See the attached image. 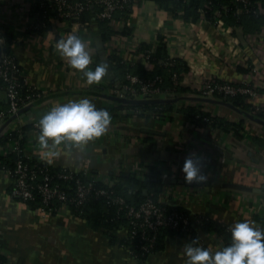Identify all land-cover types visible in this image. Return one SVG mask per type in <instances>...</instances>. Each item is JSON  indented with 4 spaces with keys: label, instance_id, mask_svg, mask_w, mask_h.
Listing matches in <instances>:
<instances>
[{
    "label": "crops",
    "instance_id": "obj_1",
    "mask_svg": "<svg viewBox=\"0 0 264 264\" xmlns=\"http://www.w3.org/2000/svg\"><path fill=\"white\" fill-rule=\"evenodd\" d=\"M260 2L264 15V0ZM33 3L0 0V36L11 33L13 53L28 84L47 90L45 98L21 109L12 123L31 127L25 131V145L37 159L55 167L86 169L100 178L114 174L113 182L121 173L150 176L155 170L163 187L171 192L164 203L181 205L192 216H208L227 225L245 218L264 225V117L253 109L264 105V24L245 33L241 26L224 20L216 23L202 15L197 20L185 19L182 11H167L156 0H134L129 12H118L108 25H101L94 13L88 12L86 19L73 26L51 20L48 29L41 30L30 27ZM106 28L111 34L103 38ZM74 32L88 41L90 67L104 61L109 65L107 75L97 84L89 85L83 73L55 50L60 36ZM162 43L170 55L187 64L188 70L182 71L179 79L185 90L149 97L148 102L138 103L148 105L139 112L122 106L123 102L112 98V90L127 81L126 73L120 75L115 70L110 55L119 56L132 66V73L145 77L154 68L143 49L148 46L156 51ZM253 68L258 69L257 74ZM210 77L255 83L259 96L254 100L241 96L240 106L221 96L203 97L200 83ZM82 96L111 112L108 132L82 148L62 144L60 157L48 163L39 155V130L34 129L33 121L54 104ZM160 104H168L169 109L163 108L159 114ZM5 105L0 90V107ZM190 105L227 127L194 122L187 114ZM3 131L0 127V136ZM192 152L204 157L206 181L189 184L184 180L181 169ZM144 167L149 171L143 172ZM11 185L10 176L0 169V252L6 264H184L187 238L166 235L164 248L139 262L127 248L112 243L103 230L94 229L71 208L45 215L13 197ZM195 227L198 244L224 245L217 233Z\"/></svg>",
    "mask_w": 264,
    "mask_h": 264
},
{
    "label": "built area",
    "instance_id": "obj_2",
    "mask_svg": "<svg viewBox=\"0 0 264 264\" xmlns=\"http://www.w3.org/2000/svg\"><path fill=\"white\" fill-rule=\"evenodd\" d=\"M189 1V0H185ZM240 5L236 9V14L241 13H262V4L260 0H235ZM134 0H34L33 5L38 9H32L30 27L33 29L47 28V23L51 20L55 22H64L68 26L81 21V16L85 11L94 9L95 18L100 20L109 19L115 21L116 13L130 11V6ZM210 8V3L205 4ZM201 15L204 16V10L200 8ZM122 17V16H120ZM216 23L222 22L220 12L217 11L214 17ZM5 40L0 36V90L5 94V101L8 103L6 110H0V127L4 129L3 135L8 136L7 140L0 146V154L6 155L9 152H15V168L5 169L7 176L12 180L11 195L20 199L24 204H29L40 197L44 206L39 208L45 215L52 214L54 210L59 212L61 208L79 207L84 202H88L95 194L106 196L110 202L115 205L118 212H124L130 220L131 228L129 229L131 237L139 236L140 240H149V244H143L144 249L154 246L157 232L162 226L171 228L182 227L189 230L193 224V219L182 212L171 211L166 213L159 205L164 203V199L170 195V190L163 187V192L156 202L152 198H147L138 205L129 203L123 196L115 194L112 189H108L114 184L110 176L100 178L89 171L74 169L71 167L61 166L60 170L52 173L49 167L41 164L43 161L35 159L33 151L27 148V145L21 144L20 140L12 136L14 130L21 132V127L12 125L13 119L19 114L21 109L42 99L47 94V90L38 85L28 84L24 75L23 68L18 63L13 53L4 51ZM152 49H145L143 55L150 62ZM172 57H175L171 55ZM173 64L174 61H171ZM166 64H169L167 60ZM254 74L258 73L257 68H253ZM180 74L173 73L174 88H163L161 85L162 78L157 75L153 78L141 77L132 72H127V81L112 90V94L117 98L128 100L148 99L176 91L179 84ZM24 82L28 86L26 94L20 91L21 84ZM199 93L203 97L221 96L226 100L231 97L245 96L249 100H254L259 96L258 85L251 82H232L215 77L204 78L200 83ZM256 113L264 114V105H255L253 107ZM196 116L194 122L211 123L210 116L200 118ZM34 129L38 128V119L33 121ZM38 161V162H37ZM142 169V168H141ZM134 170H139L135 167ZM149 169L144 167L143 172ZM58 178L68 183L67 186L54 184L53 179ZM103 182L107 187L97 188L96 185ZM54 200H58L61 206H51ZM175 204V203H174ZM72 210V209H71ZM76 210V209H75ZM226 230L230 232V225H225ZM213 234H216L213 232ZM185 237L189 238L187 232Z\"/></svg>",
    "mask_w": 264,
    "mask_h": 264
},
{
    "label": "trees",
    "instance_id": "obj_3",
    "mask_svg": "<svg viewBox=\"0 0 264 264\" xmlns=\"http://www.w3.org/2000/svg\"><path fill=\"white\" fill-rule=\"evenodd\" d=\"M156 1H158L161 5H163V7L167 11L173 12L175 14L178 11H182L183 17L185 19L197 20L199 16H201L200 8H202L204 10V16L210 18L211 20H214L216 12L219 11L222 20L234 24L236 26L237 25L241 26L245 33L255 32L257 29L261 28V26L264 24V15H262V13L244 12L241 14H236V9L240 4L235 0H189L188 2L185 0H156ZM207 2L210 3V8L205 6ZM33 9L36 10L38 8L36 5H33ZM88 12L94 13L95 10L92 9L85 11L81 16V20L87 18ZM109 22H110L109 19L100 20L101 25H108ZM49 23L50 22L47 23L48 24L47 28H42L41 30L48 29ZM110 34H111V30L106 28L105 32L103 33V38H108ZM3 35L5 38V44L3 50L9 53H13V49L11 47L12 45L11 33H7L6 31ZM145 49H150V48H148V46H145L143 50ZM170 58H173L171 59V61H174L173 64H170ZM110 60L113 63L115 70L119 71L118 73L120 75L123 73L127 74V72H133L132 66L126 65V63L122 62L121 61L122 59L119 56L115 54H111ZM167 60L169 61V64H166ZM150 62H152L154 69L150 73L146 74L145 77L153 78L157 75L161 76L162 78L161 85L163 88L175 87L172 78L174 72L180 74L182 71L188 70L187 64L183 60L177 57H172L170 55L164 43L160 44L156 49V51L151 52ZM138 74L141 75L142 73L141 74L138 73ZM176 90L184 91L185 88L180 84H178L176 86ZM20 91L23 95L26 94V92L28 91V86L24 84V82L20 87ZM241 96L239 95L237 97H231L228 99L232 100L234 104L240 106ZM43 98H45V96ZM6 104L7 105H5V107H0V110H6L8 108V103L6 102ZM121 105L133 108L137 110L136 112H139L141 109L148 106L142 104L134 105L129 102L128 103L123 102L121 103ZM153 106L156 107L155 104ZM167 106L168 104L158 105L159 110L157 111L158 112L161 111L159 114L163 112L162 111L163 108L169 109ZM187 108H188V110L186 109L187 114L193 120L196 118V116H199L200 118H203L204 116L207 115L210 116L207 112L201 110L195 105H190ZM260 115L264 117V114L260 113ZM210 118L212 125L217 124V126L220 127H225V128L227 127V123L218 120L217 118H212L211 116ZM30 128L31 127H29L28 125H24L20 129L21 132L18 130H14V132H12V136L18 138L20 140V143L23 145L25 144V141L27 139L26 136L27 134L25 133V131H28ZM7 137L8 136H4V135L0 136V142L2 143L5 142L8 139ZM16 159L17 156L15 152H9L6 155L0 154V169L5 171V169L7 168H15ZM34 160L36 161L37 157H35ZM41 164H44L45 166L49 167L52 173H56L57 171L60 170V167L49 165L46 162H42ZM157 174L158 173L155 170H153V173L150 176L149 175L138 176L134 172H130V171L121 173L118 176H116L114 184L108 189H112L115 192V194L123 196L129 203L134 205H138L142 203L147 198H152L157 202L163 192V183H161L160 180L157 178ZM112 176H110L111 179L115 178L114 174ZM53 183L54 184L59 183L62 186L68 185V183H66L64 180H59L58 178H54ZM96 187L105 188L107 187V185H105L103 182H99L96 185ZM145 190H147V192H145ZM158 203L166 213L175 210L189 215L194 221L193 224L190 225L189 230H186L182 227L171 228L169 226H162L157 232V237L155 239L154 246L150 247L149 249L143 248V244L145 243L149 244V240L142 241L140 240L139 236L131 237L129 232V229L131 228L130 220L126 217L124 212L121 213L118 212L117 207L113 205L105 195L102 196L95 194L88 202H84L77 208L71 206V209L73 213L86 218L94 229L103 230L104 233L108 237H110L112 243H116L119 244V246L121 247L127 248L131 256H133L139 262L147 261L152 254L158 253L160 250H162L165 245L166 235L176 234L184 238H187L185 237V234H187L188 232L190 234V237L187 238V240L193 243H198L199 239L197 237V231L195 227L196 225L200 226L206 232L217 233L218 236L222 237L224 244L229 242L231 233L226 230L225 225L227 224L218 223L208 216H203V215L192 216L181 205L172 204L170 202L162 203V204L160 202ZM58 205L59 207L61 206L58 200H54L51 204V206H58ZM29 206L34 209H39L44 206V203L42 202L40 197H37L36 200L29 202ZM56 213H57L56 210H54L52 214H56ZM120 233L122 234L120 235ZM0 264H6V257L1 252H0Z\"/></svg>",
    "mask_w": 264,
    "mask_h": 264
},
{
    "label": "clouds",
    "instance_id": "obj_4",
    "mask_svg": "<svg viewBox=\"0 0 264 264\" xmlns=\"http://www.w3.org/2000/svg\"><path fill=\"white\" fill-rule=\"evenodd\" d=\"M55 50L72 68L83 73L89 85L101 82L108 73L107 61L97 63L94 69L90 67L92 56L88 41L78 33L60 36ZM112 119L107 108H98L87 96L56 103L38 119L39 155L52 163L62 154V144L82 148L107 133ZM204 166L200 153L187 155L181 169L184 180L189 184L206 181ZM230 233L229 242L216 248L185 243L184 264H264V225L240 219L230 225Z\"/></svg>",
    "mask_w": 264,
    "mask_h": 264
},
{
    "label": "water",
    "instance_id": "obj_5",
    "mask_svg": "<svg viewBox=\"0 0 264 264\" xmlns=\"http://www.w3.org/2000/svg\"><path fill=\"white\" fill-rule=\"evenodd\" d=\"M1 53V51H0ZM113 99L115 100H118V101H121V102H125V103H135V104H138V103H143V102H148L150 99H135V100H128V99H124V98H117V97H112ZM155 103H158V102H155ZM227 103V102H226ZM228 104V103H227ZM2 129V128H1Z\"/></svg>",
    "mask_w": 264,
    "mask_h": 264
}]
</instances>
